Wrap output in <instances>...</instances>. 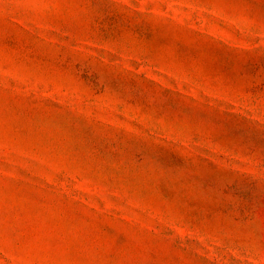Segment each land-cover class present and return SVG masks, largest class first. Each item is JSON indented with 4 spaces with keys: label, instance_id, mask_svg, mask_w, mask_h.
I'll list each match as a JSON object with an SVG mask.
<instances>
[{
    "label": "rangeland",
    "instance_id": "rangeland-1",
    "mask_svg": "<svg viewBox=\"0 0 264 264\" xmlns=\"http://www.w3.org/2000/svg\"><path fill=\"white\" fill-rule=\"evenodd\" d=\"M0 264H264V0H0Z\"/></svg>",
    "mask_w": 264,
    "mask_h": 264
}]
</instances>
